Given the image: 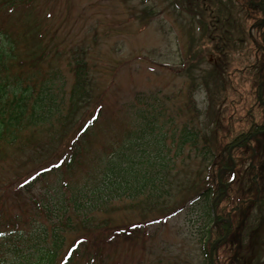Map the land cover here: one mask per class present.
I'll use <instances>...</instances> for the list:
<instances>
[{"label":"rangeland","instance_id":"1","mask_svg":"<svg viewBox=\"0 0 264 264\" xmlns=\"http://www.w3.org/2000/svg\"><path fill=\"white\" fill-rule=\"evenodd\" d=\"M253 3L0 0V53L5 52L0 59V85L8 89L18 83L20 89L26 86L34 93L51 86V93L58 101L63 99L67 108L74 67L83 63L90 96L77 106L76 115L62 131L54 123L56 131L52 134L27 129L16 134L13 142L9 136L0 140V225L6 232L14 229L9 240L0 238V264L35 263L36 249L46 252L51 246L52 227L58 221L48 220L35 203L40 200V205L48 206L47 198L40 196L59 188L60 183L54 176L43 180L37 174L55 162L69 133L75 134L80 118L93 107L101 108L89 141L93 154L103 144H112L138 128L137 113L150 111L155 116V132L164 134L169 149L172 187L162 199L150 204L143 201L145 198L113 201L89 217L85 225L72 215L67 227H58L62 242L55 250L53 264L62 261L69 246L81 243L76 240L85 243L79 245L78 255L69 264H208L205 250L211 245L206 244L208 234L203 229L207 218L202 201H193V192L209 186L215 189L220 169L217 161L226 158L225 144L247 129L251 121L248 112L260 120L255 87L259 76L264 77V17ZM192 10L199 11L197 17ZM209 28L217 32L210 34ZM217 42L226 49L221 54ZM211 72L221 75L223 87L214 106L220 125L207 127L205 82L211 83ZM185 126L196 133L198 148L204 145L203 136L216 128L215 160L207 154L202 162V155L194 154L188 145L175 154ZM233 155L236 160L243 156L238 151ZM243 158L233 175L225 172L228 168L221 172L230 197V204L221 205L228 211L235 206L239 210L231 216L245 246L239 251L240 258L249 254L252 264H264V163L255 178L249 170V153ZM258 161H264V153ZM181 173L187 177L178 186ZM233 177L228 186L226 181ZM27 182L29 190L23 188ZM94 244L100 255H95ZM235 251V245L225 249L217 264H230ZM93 256V262H88Z\"/></svg>","mask_w":264,"mask_h":264},{"label":"trees","instance_id":"2","mask_svg":"<svg viewBox=\"0 0 264 264\" xmlns=\"http://www.w3.org/2000/svg\"><path fill=\"white\" fill-rule=\"evenodd\" d=\"M251 1L254 2L253 7L259 8L264 17V0ZM250 5L252 4L250 3ZM198 12L199 11H193L191 14L196 17ZM209 32L210 34H215L217 29L213 28L211 32V28H209L208 33ZM223 33L225 32L223 31ZM261 44L264 48V33L262 35ZM215 45L218 54L226 50H223L224 45H222V42L219 44L217 42ZM4 53L5 52L0 53V59L4 56ZM83 68V63L80 65L76 63L74 67V81L70 90L68 98L69 106L67 108H64L63 99L62 101H58V98L51 93V86L41 88L39 92L34 93L31 88L26 86L20 89V84L18 83H12L8 89L7 86L3 87V85H0V140L9 136V140L13 142L17 138L16 134L27 129H42L40 131L45 130L52 134L56 131L53 129L54 123H56L55 127L61 131L66 129L72 121L73 116L76 115L77 106L79 104H84L88 100V97H90L86 90L87 75L83 71ZM209 75H211V77L209 76L208 80L211 83L206 84L205 82L209 105L205 112L207 116V127L212 124H217V126L220 125L218 119L219 113L217 112L218 109L214 106H217L216 103L220 98V93L218 92L223 87V78L220 74L211 72ZM261 80H264V77L259 76V81ZM100 109V107H93V109H90L89 112L80 118L79 128L75 131V134L70 136L69 133L68 141L62 147L60 155L54 160L55 162L46 165L45 168L41 169L37 174L43 180L48 176H54L60 183L58 186L59 188H56L54 191L48 189L40 196V199L43 196L47 198L46 204L48 206L43 204L40 205V200L35 203L37 207H40L48 220L52 221L56 219L58 225L56 226L55 223L52 227L54 231L51 232V234H53V236H51V246L47 248L46 252H42L40 248H37L35 251V263L32 264H53L55 250L59 248L62 242L58 227L60 225H62V227H67L72 215L80 217L82 224L85 225L88 224L87 220L89 217L109 207L113 201L126 199L130 200V202H136L138 199L145 198L143 201L150 204L162 199L164 195H167L170 187H172V179L170 178L171 161L170 158L167 157L169 149H166L164 134L160 131L155 132L158 130L155 124V116L150 111L146 114L144 112L137 113L138 119H140L138 128H135L128 134L125 133L122 137H117L112 144L110 142L103 144V146H100V148L96 150V153L93 154L89 141L96 129V123L101 117ZM247 116L251 120L250 112H248ZM257 128V124L251 120L247 129H244L245 131L242 130L236 134L238 136L237 139L249 135L251 130H256ZM210 130V134L203 136L202 140L204 145L198 148L196 145V133L189 131L186 126L182 128V133H180L179 139L177 140L175 154L179 155L182 148L188 145L194 149V154L202 155V162L206 160L205 155L207 154H211V157L215 160L217 157L215 150L216 144H214V133L216 128L215 130ZM227 139L229 140V137ZM231 142L233 143L234 141H232V139L228 141L227 144H225V148L231 145ZM235 150H242V147H238ZM241 153L243 156H240V162L243 161V157L247 155V153H249L251 159L255 158L256 155L253 154L250 149L248 150V146H246ZM230 163L231 162L226 158H219L217 161V165L220 169L230 167ZM177 176L179 175L177 174ZM186 177V173H183V175L182 173L180 174L177 178L178 181L176 180V183L180 181L178 186L183 184V179ZM38 180H40V178ZM29 183L30 182L25 183L23 188L29 187V190L31 186ZM193 190L192 185L191 192ZM219 192L220 188L217 182L214 190L209 186L193 192V194H195L192 198L193 201L196 200V198H198L197 202L202 201L203 216L207 218L206 224L203 226V229L205 228L208 234L206 240L207 245H211L217 239L222 238L226 228L225 223L222 225L214 223L211 212L212 202ZM229 198L228 191L226 196L221 195L217 199L216 214L218 209V219L226 216L227 208L221 204L223 202L227 203V205L228 202L230 204ZM218 226H222L223 229H220ZM213 230L215 234H212ZM12 231H14V229L6 232L3 230L2 225H0L1 240H9L11 235L10 232ZM238 231L239 228L236 230V227L232 224L228 238L221 240L220 243L216 245L214 252L215 264H217L223 251L232 247V245H235L236 251L229 258L228 263L252 264L249 254H247L245 258L242 257V259L239 256V251L245 246H242V243L239 241ZM130 235H132V232ZM44 238L47 237L45 236ZM43 241L45 242L46 240ZM76 241H80V244L85 243V241L82 240ZM95 243L99 244V240ZM80 244L79 242H75L74 245L69 246L59 264H69L74 256L78 255V247ZM96 244L93 245L94 248L96 247L95 255H100V253H97V250L100 252V249L97 248L98 245ZM205 251L208 260L209 248ZM85 252L88 253V248H86ZM94 256L89 259L88 262L92 263Z\"/></svg>","mask_w":264,"mask_h":264},{"label":"water","instance_id":"3","mask_svg":"<svg viewBox=\"0 0 264 264\" xmlns=\"http://www.w3.org/2000/svg\"><path fill=\"white\" fill-rule=\"evenodd\" d=\"M227 235V234H226ZM212 253H213V248H211L210 249V253H209V255H210V263L212 264Z\"/></svg>","mask_w":264,"mask_h":264},{"label":"flooded vegetation","instance_id":"4","mask_svg":"<svg viewBox=\"0 0 264 264\" xmlns=\"http://www.w3.org/2000/svg\"><path fill=\"white\" fill-rule=\"evenodd\" d=\"M262 127H264V125H262ZM264 130L260 131V132H263Z\"/></svg>","mask_w":264,"mask_h":264}]
</instances>
